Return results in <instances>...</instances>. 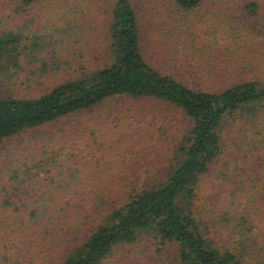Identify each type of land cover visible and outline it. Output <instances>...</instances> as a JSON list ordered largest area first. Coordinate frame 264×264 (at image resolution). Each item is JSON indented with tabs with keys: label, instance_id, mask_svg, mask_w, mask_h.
Listing matches in <instances>:
<instances>
[{
	"label": "trees",
	"instance_id": "16d2710c",
	"mask_svg": "<svg viewBox=\"0 0 264 264\" xmlns=\"http://www.w3.org/2000/svg\"><path fill=\"white\" fill-rule=\"evenodd\" d=\"M202 1L0 0V84L11 90L0 93V143L118 96L165 101L190 122L165 177L120 203L105 188L80 187V167L55 164L57 150L30 162L19 150L1 158L0 264H102L143 235L174 245L176 264H264V230L249 217L264 213V200L226 189L224 173L202 206L195 200L221 152L225 116L264 109V81L228 82L226 61L211 58L215 35L209 43L172 42L191 41L182 20ZM256 8L245 5L252 15ZM162 16L168 43H144L147 23ZM58 73L63 78L49 89L28 91Z\"/></svg>",
	"mask_w": 264,
	"mask_h": 264
},
{
	"label": "rangeland",
	"instance_id": "374dc122",
	"mask_svg": "<svg viewBox=\"0 0 264 264\" xmlns=\"http://www.w3.org/2000/svg\"><path fill=\"white\" fill-rule=\"evenodd\" d=\"M252 1L257 3L253 15L245 9ZM191 17L184 18L181 27V31L185 28L191 34V41L180 38L172 40L173 43H209L215 35V41L210 43L217 46H213L211 58L226 61L228 82L243 75L246 79L264 81V0H203ZM155 20L157 24L153 20L147 23L148 33L143 29L144 43L164 41L161 36L165 18L155 17ZM97 35L95 43L99 41ZM80 44L71 46L76 48ZM194 51L197 56L200 54L199 50ZM199 62L198 68L206 67L205 58L201 57ZM58 74L42 77L28 91L39 93L49 89L63 78ZM175 74L188 80L199 77V74L189 76L181 71ZM9 91L0 84V93ZM189 124L180 108L165 101L118 96L3 140L0 160L19 150L30 162L44 159L57 150L59 156L55 164L66 161L80 167L78 176L83 178L80 187L105 188L110 192L107 198L120 203L127 199L130 190L137 191L144 184L165 177ZM61 134H69L68 142L61 140ZM220 146L221 152L209 172L198 181L196 204L202 206L211 196L223 173L225 181L220 182L226 189L240 191L244 188L261 204L264 200V109L252 115L238 111L225 116L220 126ZM42 174L39 173L37 180ZM107 198L102 199L108 201ZM249 217L255 220L257 228L264 230L262 210L250 213ZM176 250L172 244H160L157 239L143 235L133 243L115 248L102 264H176Z\"/></svg>",
	"mask_w": 264,
	"mask_h": 264
}]
</instances>
